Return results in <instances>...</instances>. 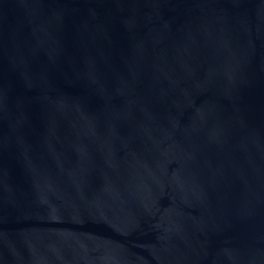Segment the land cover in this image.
Wrapping results in <instances>:
<instances>
[{
  "label": "water",
  "instance_id": "95a60500",
  "mask_svg": "<svg viewBox=\"0 0 264 264\" xmlns=\"http://www.w3.org/2000/svg\"><path fill=\"white\" fill-rule=\"evenodd\" d=\"M0 264H264V0H0Z\"/></svg>",
  "mask_w": 264,
  "mask_h": 264
}]
</instances>
